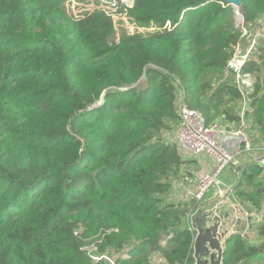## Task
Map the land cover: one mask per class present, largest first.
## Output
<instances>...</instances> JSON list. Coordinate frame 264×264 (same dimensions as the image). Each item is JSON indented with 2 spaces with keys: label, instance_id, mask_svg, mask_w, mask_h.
I'll use <instances>...</instances> for the list:
<instances>
[{
  "label": "trees",
  "instance_id": "16d2710c",
  "mask_svg": "<svg viewBox=\"0 0 264 264\" xmlns=\"http://www.w3.org/2000/svg\"><path fill=\"white\" fill-rule=\"evenodd\" d=\"M63 1L0 0V264H191L192 204L168 200L184 162L164 132L180 124V94L209 122L225 97L242 98L214 74L264 0H242L246 32L228 0H134L121 11L162 29L113 43L112 15L77 19ZM242 72L256 76L247 115L264 134V45ZM261 171L248 167L234 195L262 213ZM255 230L259 243L228 240L225 264L264 251V216Z\"/></svg>",
  "mask_w": 264,
  "mask_h": 264
},
{
  "label": "built area",
  "instance_id": "2783aa9c",
  "mask_svg": "<svg viewBox=\"0 0 264 264\" xmlns=\"http://www.w3.org/2000/svg\"><path fill=\"white\" fill-rule=\"evenodd\" d=\"M111 15L112 11H118L123 14L122 9L130 7L128 0H99ZM134 2V0H133ZM243 18V17H242ZM238 24L244 26V20H238ZM254 44L244 51L240 43L236 47V53L228 63V69L237 77V87L243 97L248 96L252 84L250 82L252 74H244L242 68L244 64L252 57ZM177 111L180 115V124L173 132V142L176 143L179 155L183 160L181 170L177 178L172 180V187L168 193V200L173 203L189 202L192 204V210L187 216L189 228L195 231L191 224V216L196 210L200 201L215 187H220L224 182L222 173L231 165L237 164L241 153H249V157H254L255 148L249 140V137L243 132L245 125L234 133L244 135V148L240 151H227L223 145V136L231 133L222 129L219 123L209 122L206 116L196 108L189 106L182 94L177 99ZM235 142L230 143V147ZM252 153V154H251ZM193 160L198 161V166L192 164ZM261 167V179L264 182V155L259 159ZM108 258L113 264L114 260Z\"/></svg>",
  "mask_w": 264,
  "mask_h": 264
},
{
  "label": "rangeland",
  "instance_id": "374dc122",
  "mask_svg": "<svg viewBox=\"0 0 264 264\" xmlns=\"http://www.w3.org/2000/svg\"><path fill=\"white\" fill-rule=\"evenodd\" d=\"M128 5L132 6L133 0H128ZM62 7L67 13H69L70 15L74 16L77 19L83 17L85 14L90 12L107 10L106 7L101 2H99V0H64L62 2ZM236 13H237V19L239 20L241 18V22H242L243 18L239 11V8H237ZM110 14L113 16L115 23V31L109 39L110 43L117 42L127 35L140 34L143 36H150L156 32H159L162 29V26L157 23L145 24L138 22L137 20L131 18L128 15V13L124 11L123 14H120V12L118 11H112ZM253 44L255 46L253 48V52L251 53V55L254 54L256 48H258L261 45H264V16L259 20L258 24H256L252 28V32L248 34L246 37L242 38L240 42L243 52L249 50ZM214 78H215V86H219L220 84L222 85L225 82H231L237 85V77L229 69L228 70L226 69L224 74L215 73ZM255 81H256V76L252 75L250 80L252 84V87L250 88V92L254 90L253 87ZM251 110H252V102L248 96L246 97L242 96V98L239 99L230 98L229 96H227L224 98L223 104L215 107V109L213 110L214 120L212 122L219 123L222 129L224 130L227 131L230 130L229 132L238 131L241 128H243L242 124L245 125L243 132L249 137V140L256 148L254 151V155H252L254 157H249L250 155L249 153H241L242 154L241 157L243 159H249V158L259 159L261 156L264 155V134H262L258 130V127L255 126L253 123V119L247 115V112ZM229 113L239 114L241 117V123L233 122L229 120L228 118ZM173 132L174 130L169 132L168 131L164 132V137L166 138V140L173 142ZM180 171L181 170H176L174 172L172 180L179 176ZM226 176H227V169L222 173V178H225ZM260 180H262L261 175H260ZM252 210L253 209L251 206V211ZM249 216H250L249 224L251 222V224L252 225L254 224V226L248 229L247 231L248 237L251 238L253 243H259L261 239L258 235V232L255 230V225L263 220L264 209L262 213L258 211L249 212ZM92 250H95V246L91 247L90 252H92ZM159 258L160 256L158 254H155L153 256V262H155V264H161L159 262L160 261ZM248 264H264V251L261 252L255 258H253Z\"/></svg>",
  "mask_w": 264,
  "mask_h": 264
},
{
  "label": "water",
  "instance_id": "95a60500",
  "mask_svg": "<svg viewBox=\"0 0 264 264\" xmlns=\"http://www.w3.org/2000/svg\"><path fill=\"white\" fill-rule=\"evenodd\" d=\"M237 8L242 0H228ZM245 138L240 133L223 136V147L230 152L240 151ZM236 141L230 147V143ZM227 168V176L220 187L213 188L198 204L191 216L196 235L193 245L194 262L191 264H225L228 240L235 234L248 236L251 206L242 204L234 195L248 167L259 164L256 158L243 159Z\"/></svg>",
  "mask_w": 264,
  "mask_h": 264
},
{
  "label": "crops",
  "instance_id": "0c3cea01",
  "mask_svg": "<svg viewBox=\"0 0 264 264\" xmlns=\"http://www.w3.org/2000/svg\"><path fill=\"white\" fill-rule=\"evenodd\" d=\"M232 142H235V143H236V141H232ZM232 142H231V143H232ZM192 163L194 164V166H196V167L198 166V161H197V160H193V161H192ZM159 259H160V261H159V260H158V261H159L161 264H165V261H164V259H163V260H161V259H162V257H161V256H160V258H159ZM154 264H155V262H154Z\"/></svg>",
  "mask_w": 264,
  "mask_h": 264
}]
</instances>
